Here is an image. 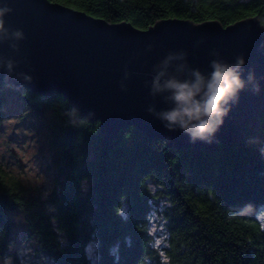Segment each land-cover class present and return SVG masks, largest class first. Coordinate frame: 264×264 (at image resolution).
Returning a JSON list of instances; mask_svg holds the SVG:
<instances>
[{
	"label": "trees",
	"instance_id": "trees-1",
	"mask_svg": "<svg viewBox=\"0 0 264 264\" xmlns=\"http://www.w3.org/2000/svg\"><path fill=\"white\" fill-rule=\"evenodd\" d=\"M49 1L139 30L166 19L227 27L257 17L264 27V0ZM10 96L45 125L54 175L44 199L30 198L0 163V256L12 242L11 216L22 213L23 237L43 264H264V113L260 130L236 143L176 150L133 126L106 139L62 95L3 82L0 128Z\"/></svg>",
	"mask_w": 264,
	"mask_h": 264
},
{
	"label": "water",
	"instance_id": "water-1",
	"mask_svg": "<svg viewBox=\"0 0 264 264\" xmlns=\"http://www.w3.org/2000/svg\"><path fill=\"white\" fill-rule=\"evenodd\" d=\"M12 11L3 17L7 35L0 38V82L20 91L62 95L78 115L99 123L106 139H115L124 129L135 127L151 140L168 146L210 149L219 143H236L260 130L264 113V27L257 17L223 27L215 21L195 24L166 19L147 30L130 23L110 24L49 0H0V8ZM22 32V38L12 33ZM213 50L219 52L214 56ZM186 53L170 62L168 73L189 78L191 70L208 76L210 62L220 59L234 64L243 55L241 78L245 87L238 100L229 101L228 114L211 143L180 131L167 130L156 112L173 106L167 93L151 95L156 66L170 53ZM11 63V70L8 64ZM181 64L186 67L177 71ZM252 72L254 80L249 82ZM259 85L258 94L253 92ZM123 86V87H122Z\"/></svg>",
	"mask_w": 264,
	"mask_h": 264
},
{
	"label": "clouds",
	"instance_id": "clouds-1",
	"mask_svg": "<svg viewBox=\"0 0 264 264\" xmlns=\"http://www.w3.org/2000/svg\"><path fill=\"white\" fill-rule=\"evenodd\" d=\"M12 10L8 7L0 8V38L7 35L3 17ZM17 38H22V32L16 30L12 33ZM214 56L219 52L213 50ZM186 53H170L156 66L157 74L153 78L151 95L167 93L166 101H171L173 106L169 109L156 112L153 107L147 111L161 120L169 131L180 130L190 137V142L197 140L211 143V138L218 131L228 114L225 107L232 101L238 100V93L245 87L241 78V69L245 64L243 55L237 56L234 64L226 63L220 59L210 62L212 69L208 76L199 70H191L189 78L180 79L176 75L168 73L170 62L174 59L183 60ZM11 63L8 64L11 70ZM186 67L181 64L177 71ZM254 80L252 72L248 75V81ZM123 87V86H122ZM259 85L255 84L253 92L258 94ZM75 109L72 114H75ZM264 151V150H262Z\"/></svg>",
	"mask_w": 264,
	"mask_h": 264
},
{
	"label": "rangeland",
	"instance_id": "rangeland-1",
	"mask_svg": "<svg viewBox=\"0 0 264 264\" xmlns=\"http://www.w3.org/2000/svg\"><path fill=\"white\" fill-rule=\"evenodd\" d=\"M53 152L48 145L45 125L23 108L14 98L4 110L0 128V163L18 178L30 198L44 199L52 189L54 170L51 167ZM258 218L264 225V206ZM12 242L6 255L0 256V264H43L36 256L34 246L25 241L22 213L11 216ZM152 215L150 232L157 247L165 245L162 222ZM96 244L89 245V255L94 256Z\"/></svg>",
	"mask_w": 264,
	"mask_h": 264
}]
</instances>
